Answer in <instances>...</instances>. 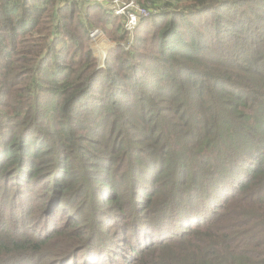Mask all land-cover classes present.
Returning a JSON list of instances; mask_svg holds the SVG:
<instances>
[{"label": "trees", "instance_id": "1", "mask_svg": "<svg viewBox=\"0 0 264 264\" xmlns=\"http://www.w3.org/2000/svg\"><path fill=\"white\" fill-rule=\"evenodd\" d=\"M135 1L0 0V264H264V0Z\"/></svg>", "mask_w": 264, "mask_h": 264}, {"label": "built area", "instance_id": "2", "mask_svg": "<svg viewBox=\"0 0 264 264\" xmlns=\"http://www.w3.org/2000/svg\"><path fill=\"white\" fill-rule=\"evenodd\" d=\"M101 5L109 7L114 11L115 15L125 16L124 27L126 31H132L138 24L141 18L148 16V12L138 6L135 0H96ZM99 30H93L90 32V36L94 37L98 35Z\"/></svg>", "mask_w": 264, "mask_h": 264}, {"label": "rangeland", "instance_id": "3", "mask_svg": "<svg viewBox=\"0 0 264 264\" xmlns=\"http://www.w3.org/2000/svg\"><path fill=\"white\" fill-rule=\"evenodd\" d=\"M115 16L119 17V15H115ZM135 29H136V27L130 32L126 31V33L128 35V39H127L126 43L123 44L126 48L129 46V44L133 40V33H134ZM97 32L99 33L98 35H96L94 37L90 36V38H91L90 39V45H91V48L93 50L94 56L97 58V66L99 68H104L105 59L108 56L110 49H112L116 44L103 31L99 30ZM121 43H123V42H121ZM104 191H108V190L105 188ZM101 195H105V194L101 193ZM97 262H98V264H103L104 262L107 263L106 261H100V260H98ZM117 262L119 264H123L121 262V260H119Z\"/></svg>", "mask_w": 264, "mask_h": 264}]
</instances>
